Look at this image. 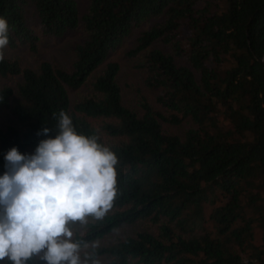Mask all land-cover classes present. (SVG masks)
Masks as SVG:
<instances>
[{"label": "trees", "instance_id": "trees-1", "mask_svg": "<svg viewBox=\"0 0 264 264\" xmlns=\"http://www.w3.org/2000/svg\"><path fill=\"white\" fill-rule=\"evenodd\" d=\"M29 12L46 35H86L68 69L22 67L3 50L0 74L22 81L15 103L0 85V112L20 123L0 129V175L11 148L28 155L58 134L63 110L118 158L112 207L72 240L89 264H264V0H90L84 13L78 0H0L11 47L37 49ZM126 42L154 94L137 103L107 61Z\"/></svg>", "mask_w": 264, "mask_h": 264}, {"label": "clouds", "instance_id": "clouds-1", "mask_svg": "<svg viewBox=\"0 0 264 264\" xmlns=\"http://www.w3.org/2000/svg\"><path fill=\"white\" fill-rule=\"evenodd\" d=\"M8 44L9 24L0 17V61ZM54 118L58 134L41 140L34 154H21L13 147L5 155L0 261L26 264L43 253L47 264H81V245L72 241L69 223L84 222L88 216L102 218L117 195L116 154L96 136L77 133L63 110ZM49 132L44 127L37 135Z\"/></svg>", "mask_w": 264, "mask_h": 264}, {"label": "rangeland", "instance_id": "rangeland-1", "mask_svg": "<svg viewBox=\"0 0 264 264\" xmlns=\"http://www.w3.org/2000/svg\"><path fill=\"white\" fill-rule=\"evenodd\" d=\"M78 3L81 12L84 13L89 7L90 0H78ZM29 25L39 36L37 49L32 50L28 44L18 45L17 47H11L8 44V46L3 49L4 54L10 59L18 60L22 67L38 69L42 62L49 61L61 68L68 69L75 58L74 49L76 44L82 41L86 35L85 30L80 27L78 29L68 31L66 34L60 37L46 35L41 29L39 20L32 12H29ZM158 45L163 46L162 43H159ZM131 46L132 45H130L129 42L124 43L117 50L110 54L107 61H117L120 63L118 79L125 95V101L128 103H137L141 99L142 95L154 97V94L143 85L142 72L136 64L137 58L139 57L132 58L128 56V49ZM165 48L170 49L169 46H165ZM103 69L104 65L96 73H94L89 81L79 90L71 91V99L73 103L92 93L91 82L99 72L103 71ZM21 81V76L3 77L0 74V85H11L16 91L14 103L18 99V85ZM93 122L96 124H101L102 121L99 119H93ZM9 125H16L20 127V123L12 111L9 109L3 110L0 112V129L6 128ZM34 152L35 149L29 150V154H34ZM92 218L95 217L88 216L85 218V221ZM85 221H75L69 223L68 227L72 231V240L77 233H85ZM126 231H129V229L123 230L122 232ZM87 252L88 247H84L80 250L79 254L81 258V264H84L85 261H87V264H89L86 256ZM42 255L43 253H40L38 256ZM4 260H7V258Z\"/></svg>", "mask_w": 264, "mask_h": 264}]
</instances>
